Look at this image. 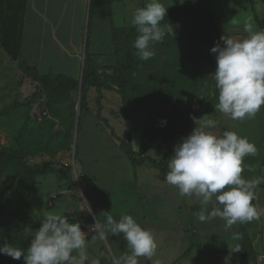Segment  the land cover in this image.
<instances>
[{"label":"rangeland","instance_id":"obj_1","mask_svg":"<svg viewBox=\"0 0 264 264\" xmlns=\"http://www.w3.org/2000/svg\"><path fill=\"white\" fill-rule=\"evenodd\" d=\"M120 38L119 32L112 31L104 51L88 54L77 78L84 82L80 92L78 87L68 89L53 72L41 75L33 69L28 73L22 61H0V242L7 240L26 249L31 241L27 234L39 228L45 211L62 213L70 223L90 215L104 224L106 211L119 219L121 214L139 215L140 207L149 202L160 200L170 206L180 198L172 185L157 187L161 174L153 168L142 178L149 202L137 205L131 191L134 166L165 167L172 140L183 134L189 120L192 125V117L207 119L216 110L218 90L206 76L215 70L210 48L219 37L207 33L179 55V66L169 75L170 81L176 79L171 92L172 83L163 77L166 70H149L144 65L154 57L137 63L132 44L118 43ZM130 62L146 72L148 81L136 80L138 72ZM126 76L131 83L119 88L117 81ZM133 83L141 86L147 104H137ZM115 93L120 95L117 101L112 97ZM166 110L169 113L162 115ZM142 131L144 137L135 151L131 140L138 146L141 137L137 135ZM45 162L48 168L38 173ZM91 236L86 237L85 251L98 264L113 262L116 247L121 253L125 250L122 234L109 233L107 240ZM73 256L78 258V253L74 251ZM0 264L24 261L0 254Z\"/></svg>","mask_w":264,"mask_h":264},{"label":"crops","instance_id":"obj_2","mask_svg":"<svg viewBox=\"0 0 264 264\" xmlns=\"http://www.w3.org/2000/svg\"><path fill=\"white\" fill-rule=\"evenodd\" d=\"M161 2L167 9L176 5L182 8L204 6L212 16L219 37L223 34L230 37L246 35L243 24L248 18L257 29H264V0ZM145 3L146 0H0V61H22L41 75L53 72L77 79L81 77L88 54L104 51L108 45L107 35L112 31L131 27L132 11ZM115 94L112 97L117 101L120 95ZM206 117L216 121V128L212 131H234L256 145L257 155L244 158V164L252 166L255 171L246 169L242 176L246 179L264 176V106L255 116L242 121L232 120L217 110ZM194 127L195 124L191 125L189 120L187 130L178 139ZM137 137H141L138 146L134 147L131 140L135 151L140 147L143 131ZM176 140L170 147L168 159ZM134 168L131 191L134 202L139 206L144 201L149 202L145 195L148 189L142 178L152 173L153 168H159L161 174L157 187L163 189L164 184L170 185L164 179L167 165ZM172 187L180 198L173 200L170 206L157 200L144 204L143 208L141 206L139 215H132L138 224L152 233L157 244L154 256L151 259L139 257L138 264H261L260 256L264 250V183L255 189L252 201L262 213L260 218L233 225L228 231L220 218L200 222L197 219L200 211L198 200L194 196H180L178 189ZM237 232L241 234L240 239L233 238V233ZM115 250L117 253L112 251L113 262L123 253L130 252V247L126 243L124 252L121 253L118 247ZM85 252L87 259L97 264L99 260H90V252Z\"/></svg>","mask_w":264,"mask_h":264},{"label":"clouds","instance_id":"obj_3","mask_svg":"<svg viewBox=\"0 0 264 264\" xmlns=\"http://www.w3.org/2000/svg\"><path fill=\"white\" fill-rule=\"evenodd\" d=\"M166 13L167 7L161 0H146L144 6L132 11L129 23L137 32L134 55L140 60L152 58L154 45L172 33L170 24H161ZM243 32L246 35L219 37L210 48L216 67L206 76L218 90L215 109L236 121L255 116L264 106V29H257L248 18ZM192 119L195 127L173 146L164 177L166 182L175 186L180 196H194L198 200L200 222L220 218L228 231L233 225L259 219L262 213L252 201L255 189L264 183V176L251 179L242 176L246 169L255 171L244 164V158L257 155L256 145L234 131H211L216 128L212 119ZM161 123L166 124V120ZM104 214V224L95 222L90 226V231L95 233L91 239L107 240L109 233L122 234L130 247V252L123 253L114 264H138L139 257L154 256L157 244L152 233L132 215L121 214L115 219L108 211ZM27 235L31 241L26 249L4 240L0 242V254L13 260L23 258L24 264H85L87 260L86 234L80 223H70L62 213L43 212L39 228ZM233 238L240 239L241 234L233 233ZM74 251L78 258L73 256Z\"/></svg>","mask_w":264,"mask_h":264},{"label":"trees","instance_id":"obj_4","mask_svg":"<svg viewBox=\"0 0 264 264\" xmlns=\"http://www.w3.org/2000/svg\"><path fill=\"white\" fill-rule=\"evenodd\" d=\"M162 26H167L170 24L172 27V33L165 36L163 42L156 43L154 45V51L155 55L154 58L151 59V62L144 63L145 66H148L149 70H153L155 68H163L166 70L164 74V78H167L166 80L169 81V83H172L169 85V91L171 92L173 90L172 86L176 82V79L169 78V75L174 71L175 67L179 66V63L177 61V58L179 55L189 46H195L197 43L201 42L203 36L207 33L209 34H215L219 37V31L216 28L211 14L208 12V10L204 6H194L189 8H182L176 5L175 7H171L167 9L166 17L161 22ZM113 32H119L120 34V40L124 41L126 43H130V46L132 44L133 47V41L137 35L135 27H127V28H121L118 30H114ZM159 46V47H156ZM182 61H184V58H181ZM86 61V59H85ZM145 62V61H144ZM137 63H141V60H137ZM130 65L133 69H136V63L130 62ZM22 67L24 70H26L28 73L29 71L33 72L34 69L32 66L28 65L27 63L23 62ZM35 70V69H34ZM138 72L137 81L139 83L146 82L148 80H145V73L142 72L140 69H136ZM58 77H60L63 81H65V86L68 89H77L79 86V82L77 79H72L69 77H66L62 74H57ZM85 76V74H84ZM135 80V81H136ZM85 81V77L83 79ZM136 81V82H137ZM118 87H122L127 84L131 83V79L126 76V80L119 79L117 81ZM83 84H81V90H83ZM95 86H101L99 83H94ZM133 92H135L138 96V102L139 106L140 104L145 105L147 104V100L143 99L142 92H141V86H139L136 83L132 84ZM169 112L168 110L162 112V115H167ZM52 124V122L50 121ZM187 130V129H186ZM185 130V131H186ZM184 131V132H185ZM183 132V133H184ZM181 135V134H180ZM179 135L176 137L178 138ZM174 138L170 144V147L173 143V141L176 139ZM131 152L134 151L131 149ZM48 168V163L45 162L43 164L42 169L36 170L38 173L43 172L44 169ZM92 221V218L90 215L88 217H83L80 220H77L76 223H80L81 221Z\"/></svg>","mask_w":264,"mask_h":264},{"label":"built area","instance_id":"obj_5","mask_svg":"<svg viewBox=\"0 0 264 264\" xmlns=\"http://www.w3.org/2000/svg\"><path fill=\"white\" fill-rule=\"evenodd\" d=\"M51 197H55V195L52 194ZM95 222L99 223L95 218L94 219L92 218V221L83 220L80 222L81 229L86 234V237L91 236L93 234V232L90 231V226L93 225ZM260 260H261V264H264V250L261 253Z\"/></svg>","mask_w":264,"mask_h":264},{"label":"water","instance_id":"obj_6","mask_svg":"<svg viewBox=\"0 0 264 264\" xmlns=\"http://www.w3.org/2000/svg\"><path fill=\"white\" fill-rule=\"evenodd\" d=\"M79 92L81 91V82H79V86H78ZM186 108L190 109L191 106L189 104H187ZM77 122V120H76ZM77 124V123H76Z\"/></svg>","mask_w":264,"mask_h":264}]
</instances>
